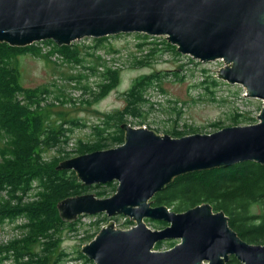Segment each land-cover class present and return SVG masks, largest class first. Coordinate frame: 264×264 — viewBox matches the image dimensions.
I'll return each mask as SVG.
<instances>
[{"label":"water","instance_id":"95a60500","mask_svg":"<svg viewBox=\"0 0 264 264\" xmlns=\"http://www.w3.org/2000/svg\"><path fill=\"white\" fill-rule=\"evenodd\" d=\"M125 33L163 36L180 55L202 64L222 61L213 76L262 101L258 123L181 138L122 124V145L56 168L73 171L85 187L115 182V193L63 199L56 206L60 219L70 224L82 215L105 214L135 223L121 230L108 222L82 247L93 264H226L230 257L264 264V245L243 241L209 204L175 213L150 202L175 178L194 171L245 162L264 166V0H0V43L11 48L40 41L63 47ZM146 220L167 226L151 230ZM168 241L178 243L155 250Z\"/></svg>","mask_w":264,"mask_h":264},{"label":"trees","instance_id":"16d2710c","mask_svg":"<svg viewBox=\"0 0 264 264\" xmlns=\"http://www.w3.org/2000/svg\"><path fill=\"white\" fill-rule=\"evenodd\" d=\"M111 37L114 36L93 39L94 54L90 53L93 60H100L96 52L102 42ZM155 39L148 43L151 55L147 58L157 57L167 51L177 54L176 48L167 41ZM42 46H46L48 52H43ZM79 46L78 43H72L58 47L52 41H44L24 49L0 43V194L6 191L9 196L6 201L0 198V222L22 216L28 220V224L23 227H15L21 231L28 229L27 236L0 247V264L9 260L11 264H64L69 255L62 250L63 230L76 231L77 222L69 224L62 221L57 213V203L101 188L99 185L82 186L73 171L56 169L61 161L69 157L70 153L64 148L71 140H75L70 136L72 128H68V125L75 127L82 124L79 119L65 120L62 112L51 113V105L42 107V102L48 96L62 105L66 100L59 96L57 90L50 94L45 87L25 88L20 80L19 61L22 57L30 55L46 61L57 54L65 63L76 65L85 62L84 52ZM104 50L115 56L108 47ZM135 64L137 68H147L150 63L144 60L143 63ZM161 76V72L139 75L131 87L122 93L123 107L104 116L102 125L90 127L93 137L75 141L77 156L102 151L104 146L101 143L105 140L122 144L124 134L120 126L126 123L127 117L145 119L144 107L152 111L155 108L160 110V103H157L159 106L156 103L153 105L146 94L154 82L159 86V80L163 78ZM120 82L119 71L107 67L103 69L95 101L118 88ZM212 84L216 85V80ZM239 118L236 114L232 116L234 123ZM165 132L172 138L186 135L175 128ZM31 194L36 195L37 199L27 204L21 203L20 200L31 197ZM104 194L97 191L95 196L100 198ZM153 196L150 201L153 207L166 206L175 213L209 204L215 212H223L227 216L230 228L243 241L264 245V166L258 163L245 162L221 169L194 171L175 178ZM12 200L17 204H11ZM125 220L129 223L128 219ZM144 222L163 228L167 226L159 221ZM41 239L45 241L42 243ZM166 244L172 247L175 243L168 241ZM161 245L154 246L155 250H159ZM77 249L71 254L72 258L88 261ZM24 257H28L29 261H24ZM226 264L240 263L230 257Z\"/></svg>","mask_w":264,"mask_h":264},{"label":"rangeland","instance_id":"374dc122","mask_svg":"<svg viewBox=\"0 0 264 264\" xmlns=\"http://www.w3.org/2000/svg\"><path fill=\"white\" fill-rule=\"evenodd\" d=\"M137 37L135 34L127 35L125 33L103 41L102 46L100 45L101 48L96 52L100 56L98 62L93 60V56L90 54H94L95 47L93 45L95 42L92 40L93 38L88 37L73 42L78 43L84 52V63L76 65L65 63L60 58L61 56L57 54L52 55L46 61L30 55L20 59V80L23 87H45L49 93L51 91L55 93L53 90H57L60 93L58 95L66 100L65 104L62 105L51 96H48L47 100L42 102V107L51 105V113L62 112L65 120L79 119L81 121L79 122L82 124L80 126L72 127L68 125V128H72L70 136L75 139L70 141L67 148H64L70 153L68 159L77 157L75 141L79 139L87 140L89 137H93V129L90 127L97 124L102 125L105 119L104 116L123 107L122 93L131 87L132 82L139 75L143 74L162 73L163 78L159 80V86L154 82L146 94L153 105L154 103L157 104L156 101L160 103V106L157 104L160 110L155 108L152 111L150 108L144 107L143 115L145 119L127 117L125 124L132 128L138 129L146 125L147 129L151 128V131L159 135H169L165 131L175 128L178 132L186 134L184 136H189L193 134H211L226 127L249 126L258 123L257 115L262 108V101L246 98L243 94V88L238 85H227L213 76H216V70L224 65L222 61L202 64L193 58V60H190L191 57L189 56L170 51L163 52L157 57L150 56V58H147L149 54L151 55V48L144 47L145 53L138 55V50L143 46L139 44ZM105 47L112 50L115 56L108 54L104 50ZM41 49L43 52H48L46 46H42ZM144 60L146 63H150L149 66L147 68H137L138 66L135 63H143ZM106 67L121 73V84L104 96L103 99L95 101L94 96L99 94L98 83L100 82L101 73ZM214 80H216V85L212 84ZM173 100L174 103L171 102ZM235 114L240 116L237 123L232 120V116ZM101 145L104 146L102 150L104 151L116 148L121 144L105 140ZM115 184V182H112L99 185L101 188L91 190L87 194L95 195L97 191H101L105 194L100 199H106L115 193ZM8 197L6 191L0 194V198L5 201L8 200ZM36 199V195L31 194V197H24L20 201L27 204ZM11 202L13 205L14 203L17 204L14 200ZM79 219L80 221L75 226L76 231L63 230L64 249L62 250L69 255L66 261L63 262L64 264H93L90 261L72 258L71 254L75 252L76 248H78L77 250L82 249L92 241L108 222L114 223L115 228L121 230H128L132 226H136L132 221L126 223L125 219L128 218L122 216L107 218V216L101 214ZM145 223L151 230L159 231L163 229V227L152 225L149 222ZM26 224H28V220L23 216L10 218L7 222H0V247L8 246L9 242L21 240L27 236L28 229L22 231L15 229V227H23ZM44 241L45 239H41L42 243ZM166 243H162L161 248L157 251L162 252L173 247L168 246ZM174 243L177 244L178 241H174ZM24 261H29V258L24 257ZM11 263L12 261L9 260L1 264Z\"/></svg>","mask_w":264,"mask_h":264},{"label":"built area","instance_id":"2783aa9c","mask_svg":"<svg viewBox=\"0 0 264 264\" xmlns=\"http://www.w3.org/2000/svg\"><path fill=\"white\" fill-rule=\"evenodd\" d=\"M137 39V38H136ZM154 40H156L155 38H148V39H137V41L139 42L140 45L143 46V48H141L140 50H138V55H141L142 53H145V51L143 50L144 47H149V44L148 43H151L153 42ZM162 40V39H160ZM136 49V48H134ZM137 50V49H136ZM142 128H146V125H143Z\"/></svg>","mask_w":264,"mask_h":264},{"label":"bare ground","instance_id":"6f19581e","mask_svg":"<svg viewBox=\"0 0 264 264\" xmlns=\"http://www.w3.org/2000/svg\"><path fill=\"white\" fill-rule=\"evenodd\" d=\"M174 47V46H173ZM150 55V54H149Z\"/></svg>","mask_w":264,"mask_h":264}]
</instances>
